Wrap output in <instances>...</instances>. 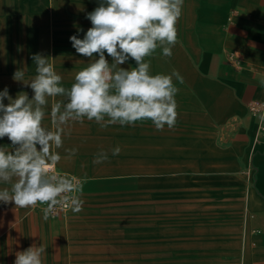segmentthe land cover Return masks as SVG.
<instances>
[{
	"label": "crops",
	"instance_id": "0c3cea01",
	"mask_svg": "<svg viewBox=\"0 0 264 264\" xmlns=\"http://www.w3.org/2000/svg\"><path fill=\"white\" fill-rule=\"evenodd\" d=\"M98 4L75 0L74 20L89 21L87 13ZM176 28L177 43L167 59L179 76H173L177 116L190 107V122L176 120L173 128L157 131L151 120L104 129L87 119L70 121L67 131L74 135L53 151L61 156L56 167L81 179L83 210L45 221L41 210L0 202V264H14L15 253L33 243L47 249L43 264H71L83 244L95 250L87 240H190V264H264V121L248 107L264 103V0H184ZM135 132L190 133L155 142L140 138L137 150L157 158L165 143L170 157L178 149L190 153L189 205L162 203L170 189L163 188L161 175L81 177L73 165L60 167L65 150L73 148L81 164H94L95 154L106 149L102 164L130 165ZM118 138L122 142L114 147L110 139ZM117 146L121 152L113 156Z\"/></svg>",
	"mask_w": 264,
	"mask_h": 264
},
{
	"label": "clouds",
	"instance_id": "9594fccd",
	"mask_svg": "<svg viewBox=\"0 0 264 264\" xmlns=\"http://www.w3.org/2000/svg\"><path fill=\"white\" fill-rule=\"evenodd\" d=\"M183 4L184 0H99L86 15L92 27L82 39L69 37L76 53L89 58L70 88L62 85V76L41 53L31 57L36 75L30 80H25L27 66L13 73V80L30 87L33 95L30 98L21 91L13 98L7 87L0 91V139L7 137L11 142L0 146V184L10 185L0 188V202L15 208L46 205L42 209L45 221L57 209L83 210L81 179L55 170L61 156L53 147L63 146L70 121H95L101 129L117 124L135 126L142 120H151L157 131L175 126L178 89L173 76H179L150 74V62L145 58L158 46L164 56L173 55ZM105 54L112 58L111 64ZM129 60L136 66L120 67ZM50 98L58 99L50 105L51 127H47L43 121ZM259 120L264 121V114ZM77 151L68 150L69 157ZM120 152L117 146L111 154ZM107 159L108 153L101 149L93 163ZM46 253L42 243H33L15 253L14 264H43Z\"/></svg>",
	"mask_w": 264,
	"mask_h": 264
},
{
	"label": "rangeland",
	"instance_id": "374dc122",
	"mask_svg": "<svg viewBox=\"0 0 264 264\" xmlns=\"http://www.w3.org/2000/svg\"><path fill=\"white\" fill-rule=\"evenodd\" d=\"M74 9L75 0H0V91L7 87L13 98L21 91L27 92L31 98L33 95L31 88L22 82L14 81L12 77L18 68L24 66H27L25 80L34 77L36 75V65L31 57L36 53L49 57L55 71L63 78L62 85L66 88L71 87L76 72L87 66L89 58L76 53L69 37L78 35V38L82 39L84 33L92 27L90 21L76 22L74 20ZM81 28L84 31H79L76 34L75 30ZM105 55L111 64L112 58L108 57L107 54ZM78 60L81 62H77ZM145 60L150 62V74L152 75L176 73L163 54L154 52L152 56L146 57ZM130 65L132 67L136 66L134 61L129 60L120 67L128 68ZM55 99L58 98H50L49 107L46 110L47 115H49L50 105L55 102ZM179 101L180 104H189L185 98H180ZM4 102L7 104V100ZM176 120L180 124L187 125L190 122V107L179 110ZM149 121L137 122L138 124H148ZM43 124L51 127L50 116H45ZM73 135L74 133L70 132V134L64 135L63 138ZM184 135L190 136V133H132L130 142L132 159H130V165L81 164L78 159L74 160V158H79L80 155L69 157L68 150L71 149H66L67 157L63 158V165L60 167L71 170L69 166L73 165L77 169V172L75 170L74 172L81 177L83 175L90 177H92L91 175L94 177L108 174L121 175L117 172L161 175L163 177V188L170 189V191L164 192L162 203L176 206L189 205L190 192H187L186 189L190 188V153L188 156V154L185 155L187 150L178 149V152L172 151L178 154L170 157V146L165 143L162 144L161 148H158L157 158L154 155L153 158L148 157L147 159V151L149 150L137 151L141 141L140 138L148 139V142H155L156 137L159 141L160 138L164 140L172 136L182 137ZM117 142H122V139H110V143L114 147ZM10 143L7 137L0 139V146L10 145ZM105 143L107 142L104 138L97 144L101 148L105 147ZM70 145H75V143ZM103 150L106 151V149ZM154 151L152 149V152ZM87 241L94 242L95 250H92L88 244H83L80 253L76 256L77 259L73 258L71 264H190V240Z\"/></svg>",
	"mask_w": 264,
	"mask_h": 264
},
{
	"label": "built area",
	"instance_id": "2783aa9c",
	"mask_svg": "<svg viewBox=\"0 0 264 264\" xmlns=\"http://www.w3.org/2000/svg\"><path fill=\"white\" fill-rule=\"evenodd\" d=\"M231 59L234 61L237 60V58L234 55L231 56ZM248 107H249L250 114L253 116H260L261 114H264V103L254 101V102H251ZM261 129L262 131H264V126ZM55 170L60 172L61 174H67L70 176L72 175L70 173L59 170L56 166H55ZM44 207H46V205L38 204L34 209L42 211ZM70 211H71L70 209H67V210L57 209V213L55 215H50V216L52 218L65 217Z\"/></svg>",
	"mask_w": 264,
	"mask_h": 264
}]
</instances>
